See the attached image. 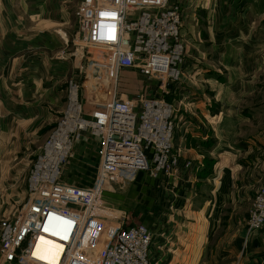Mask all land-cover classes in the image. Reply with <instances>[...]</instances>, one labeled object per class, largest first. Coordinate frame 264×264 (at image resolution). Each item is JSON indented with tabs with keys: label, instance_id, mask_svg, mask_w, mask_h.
<instances>
[{
	"label": "crops",
	"instance_id": "1",
	"mask_svg": "<svg viewBox=\"0 0 264 264\" xmlns=\"http://www.w3.org/2000/svg\"><path fill=\"white\" fill-rule=\"evenodd\" d=\"M78 1L0 0L3 182L23 149L27 159L40 154L64 114L68 80L81 79L69 49ZM181 33L189 44L183 75L166 96L176 108L177 164L105 194L106 221L146 225L153 264H264V227L246 228L264 179V0H185ZM91 100L87 115L103 118L107 96ZM99 150L85 137L64 182L91 186ZM44 239L35 254L58 262L64 247Z\"/></svg>",
	"mask_w": 264,
	"mask_h": 264
},
{
	"label": "built area",
	"instance_id": "2",
	"mask_svg": "<svg viewBox=\"0 0 264 264\" xmlns=\"http://www.w3.org/2000/svg\"><path fill=\"white\" fill-rule=\"evenodd\" d=\"M183 9L179 0L83 1L76 50L81 79L68 82L64 114L33 165L30 202L16 221L0 225L2 264H74L77 256L83 262L89 220L102 209V197L122 190L140 172L158 178L177 164L174 104L165 96L127 98L119 87L125 70L168 85L181 80ZM85 91L107 96L103 118L87 115ZM85 137L100 141L99 166L93 184L79 187L64 182L63 171ZM263 226L264 182L250 212L249 232ZM103 236L110 242L101 264H153V233L146 225H109ZM44 238L64 247L59 262L35 254Z\"/></svg>",
	"mask_w": 264,
	"mask_h": 264
},
{
	"label": "rangeland",
	"instance_id": "3",
	"mask_svg": "<svg viewBox=\"0 0 264 264\" xmlns=\"http://www.w3.org/2000/svg\"><path fill=\"white\" fill-rule=\"evenodd\" d=\"M83 1L84 0H79L77 3V7L75 11V25H74L75 32H73L74 36L71 38L69 42L70 58H72V61H73L72 75L75 74L76 72L77 74H80L79 71H77L79 55L76 50L78 47L77 37L79 36L78 35L79 33L77 34L76 28L78 24H80L79 27L82 29V23L80 20L79 13H80V7ZM179 1L183 3V8H184L185 0H179ZM183 14H184V9H183ZM182 24H183V21H182ZM182 37L184 39V43H185L186 51H187L189 44L185 40L184 34ZM129 72L131 73V70H125L124 73H129ZM137 76L140 77L141 79H139ZM70 79L68 80V82L70 81ZM72 79H76V78H72ZM77 80H79V78ZM165 83L166 82L162 80H149L147 77L141 75L140 73L132 71V75H125V76L122 75L121 80H120L119 89H120V93L126 96L127 98H134L137 95H144L145 98H155V97H162V96L166 97L169 94L168 88L170 87V84L168 85ZM164 85L166 86L165 88H164ZM67 94H68V86H67ZM92 94L93 93L91 91L84 92L83 101L85 104V109L90 107L92 103V100H93V99L91 100ZM56 126L57 124L55 125V127ZM55 127L53 129H55ZM51 129L52 128H50L49 131H51ZM22 151L24 152L26 150L23 149ZM23 152L19 153L18 157L15 156L16 157L14 159L15 161H13L10 164L9 168H6L7 170H10L11 172H9V174L8 173L6 174L7 176L5 177L6 178L5 182H3V178H2L3 173L0 174V225L5 220L16 221L20 217V215L23 213V211L26 209L28 203L30 202V196L28 192L29 177H30L33 165L36 162V159L38 156L33 159H27L28 158L27 152H24V153ZM32 162H33V165H32ZM263 182H264V179L258 191L255 194L254 200ZM254 200H253V203H254ZM253 203H252V206H253ZM252 206H251V209H252ZM251 209H250V212H251ZM250 212H249V216H248L247 223H246V228L248 232H249L248 221L250 218ZM105 216H106V210L104 209V207L102 209L96 208L94 210L93 216L89 220V228L87 229V234H86L88 246H85L84 248L82 247L84 250L81 251L82 252L81 254H85L87 259L81 262L80 257L77 256V259L74 264H76L77 262H78L77 264H101L102 256L104 254L105 249L107 248L106 245L110 242V241L107 243L102 242V239L104 237L103 235L105 234V232H107V229L109 228V224H108L109 222L106 224L107 221H106ZM96 220L100 222L104 220V222H102V224H98L97 222H94ZM258 231H255V232H258ZM249 234L251 233L249 232ZM82 259H84L83 256H82ZM0 264H2L1 257H0Z\"/></svg>",
	"mask_w": 264,
	"mask_h": 264
},
{
	"label": "bare ground",
	"instance_id": "4",
	"mask_svg": "<svg viewBox=\"0 0 264 264\" xmlns=\"http://www.w3.org/2000/svg\"><path fill=\"white\" fill-rule=\"evenodd\" d=\"M51 262H53V261H51ZM59 262V261H58ZM53 263H57L56 261L55 262H53Z\"/></svg>",
	"mask_w": 264,
	"mask_h": 264
}]
</instances>
